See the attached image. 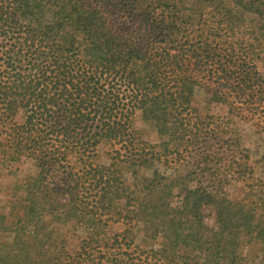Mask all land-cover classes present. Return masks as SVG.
Segmentation results:
<instances>
[{"label":"trees","instance_id":"obj_1","mask_svg":"<svg viewBox=\"0 0 264 264\" xmlns=\"http://www.w3.org/2000/svg\"><path fill=\"white\" fill-rule=\"evenodd\" d=\"M232 1L263 14L264 0ZM242 26L222 0H0V164L32 159L35 187L66 196L59 214L84 225L93 241L86 235L74 251L60 238L51 251L35 250L25 243L45 232L6 225L15 233L8 246H22L19 254L4 246L0 259L244 264L239 238L264 241V191L235 120L264 119V81L254 62L258 43L244 40ZM201 86L229 117L198 114L192 96ZM137 115L153 123L159 142L132 127ZM101 143L106 165L94 161ZM177 166L182 178L171 173ZM172 187L184 190L174 204ZM79 205L88 211L74 212ZM92 220L123 228L100 247ZM139 223L142 239L161 237L159 246L135 244Z\"/></svg>","mask_w":264,"mask_h":264},{"label":"rangeland","instance_id":"obj_2","mask_svg":"<svg viewBox=\"0 0 264 264\" xmlns=\"http://www.w3.org/2000/svg\"><path fill=\"white\" fill-rule=\"evenodd\" d=\"M217 1L218 0H214V2ZM239 1L245 3L249 0ZM186 2L193 3L194 0H186ZM222 2L230 8L233 13L243 16L242 27L244 28V34L242 37L244 40L248 43L252 42L253 46L258 43L254 49L259 50V57L254 59V62L264 81V7L262 9L263 14L257 15L254 12L242 10L240 6L232 0H222ZM192 105L201 116L213 115L229 117L226 104L213 100L210 89H206L203 86L194 89ZM247 118L249 119L237 118L235 123L242 147L246 148L251 158L256 160L253 166V174L254 177L261 180L262 190L264 191V119L256 118L255 115ZM15 120L17 122L21 121L20 113L16 115ZM132 127L148 142L157 143L160 141V137L152 122L143 120L137 115L133 120ZM106 149V143H101L98 146V154L94 158L97 164L106 165L109 162L106 156ZM2 154H4V151L0 149V156ZM72 160L71 158V161ZM75 165L76 164H73V166ZM157 168L162 172L170 173L169 170H165L162 166H157ZM36 173L37 168L34 161L30 158L22 157L0 164V246L4 244L3 247L0 248V254L8 253L4 249V246L12 245L15 237L14 231H3V229H6V225L10 226L12 229L15 228V231L25 228V230L30 232L34 227H37L45 232L42 239L37 238L34 242L27 241V243H25V245L33 246L35 250L38 246H42V248H49L51 251V245L56 244L60 238L63 239L58 242V245L61 246L64 244L66 249H74V251L76 247L82 243L86 235L87 240L92 243L93 241L89 239L90 233L84 230V225H77L72 218L66 221L65 213L59 214L61 210L65 209V204L68 203L66 196L53 195L46 197L44 196V191H39L35 187L36 184L33 181V177ZM171 173L177 178H182L185 174V168L177 166L174 171L171 170ZM26 182H28V185L24 186ZM230 191L232 193H237V189L234 187H232ZM171 194L174 204L177 197L184 194V190L172 187ZM40 201L42 203L39 204ZM30 207L33 210L32 214L29 212ZM78 210L88 211L87 209H80V205L74 212ZM54 211L57 213H52ZM203 212L204 224L208 226L213 225L211 208L205 206ZM49 213L54 214L55 217L51 218ZM89 214L91 213L89 212ZM16 220H18V222L21 220L22 222L11 223ZM29 220H32V222L27 224ZM92 222L93 223L90 224L92 230L98 229L99 232L97 235V243H100V247H102V245L108 246L114 233H117L123 228L120 222L107 221L97 224L94 223L95 220H92ZM134 234L136 235V238H134L135 244L148 249L159 246V243L163 241L161 237L155 240L147 238L143 240L142 226L140 223L134 227ZM84 241H86V239ZM21 246L22 245L14 244L13 247H8L13 248L14 252L19 254L20 251L18 249H20ZM263 248L264 241L262 240L247 241L244 236L240 237L238 240L237 251L240 255L244 256V264H263L264 261L261 259ZM59 249L61 250V247H59ZM182 251L183 249L180 248L179 252ZM42 259L43 261L39 256L34 255L32 258L22 261L20 255L0 259V264H46V262H44L45 257Z\"/></svg>","mask_w":264,"mask_h":264}]
</instances>
